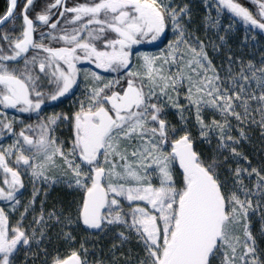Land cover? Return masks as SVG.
I'll use <instances>...</instances> for the list:
<instances>
[{"label":"snow or ice","instance_id":"1","mask_svg":"<svg viewBox=\"0 0 264 264\" xmlns=\"http://www.w3.org/2000/svg\"><path fill=\"white\" fill-rule=\"evenodd\" d=\"M254 132L264 0H6L0 264H264Z\"/></svg>","mask_w":264,"mask_h":264},{"label":"rangeland","instance_id":"2","mask_svg":"<svg viewBox=\"0 0 264 264\" xmlns=\"http://www.w3.org/2000/svg\"><path fill=\"white\" fill-rule=\"evenodd\" d=\"M192 3L195 4V5H199L200 0H192ZM224 23L226 24L227 21H224ZM242 31H243L242 29H238V32L241 34L240 38H242ZM170 35L171 34L169 33V36ZM236 42H237L236 38H234L230 43L235 44ZM148 50H150V51H158L159 49H157L155 47H151ZM74 91H76L77 95H79V91L78 90H74ZM74 100H75V97L71 96V95H69L68 97L62 98L60 101L55 102L54 106H49V111H52L53 108H54L55 111H67L72 106ZM255 135H257V133L254 132L252 134L253 139H255ZM253 139H252L251 145H249L247 149H252V148H250V146H252V144H253V141H254ZM53 193H56V191H54ZM105 243H108V242L105 241Z\"/></svg>","mask_w":264,"mask_h":264},{"label":"trees","instance_id":"3","mask_svg":"<svg viewBox=\"0 0 264 264\" xmlns=\"http://www.w3.org/2000/svg\"><path fill=\"white\" fill-rule=\"evenodd\" d=\"M5 6H6V0H0V13L3 12ZM253 140H254L253 144L252 146H250V148L252 149H246V150L249 152H255L257 154H260L262 151V148H264V145L261 144L258 134L255 135V139ZM51 195L53 196V198H63V199L70 198L68 194L65 192H56V193H52ZM103 246L106 247L107 243L104 242Z\"/></svg>","mask_w":264,"mask_h":264}]
</instances>
